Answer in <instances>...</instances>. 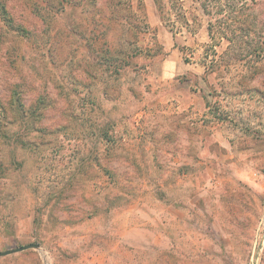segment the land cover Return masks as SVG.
I'll use <instances>...</instances> for the list:
<instances>
[{"label":"rangeland","instance_id":"rangeland-1","mask_svg":"<svg viewBox=\"0 0 264 264\" xmlns=\"http://www.w3.org/2000/svg\"><path fill=\"white\" fill-rule=\"evenodd\" d=\"M6 5L0 264H264V87L200 4Z\"/></svg>","mask_w":264,"mask_h":264},{"label":"trees","instance_id":"trees-1","mask_svg":"<svg viewBox=\"0 0 264 264\" xmlns=\"http://www.w3.org/2000/svg\"><path fill=\"white\" fill-rule=\"evenodd\" d=\"M6 1L0 0V11L12 25ZM172 1L183 0H155L161 18L166 16L168 4ZM196 1L208 17L212 47L227 44L222 56L228 64L236 68L239 86L245 87L246 83L256 80L264 87V0ZM36 9L39 11V8ZM250 89L264 95L259 86H252ZM0 112V125L6 126L5 116L8 110L1 100Z\"/></svg>","mask_w":264,"mask_h":264},{"label":"water","instance_id":"water-1","mask_svg":"<svg viewBox=\"0 0 264 264\" xmlns=\"http://www.w3.org/2000/svg\"><path fill=\"white\" fill-rule=\"evenodd\" d=\"M29 248H39V244H28V245H24V246H20V247H17V248H13V249H10V250H7V251H4V252H0V257L1 256H5V255H9V254H12V253H15V252H20V251H24V250H27Z\"/></svg>","mask_w":264,"mask_h":264}]
</instances>
